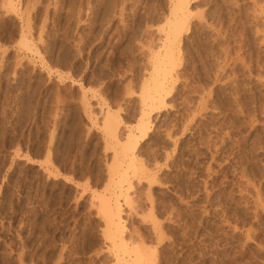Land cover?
I'll list each match as a JSON object with an SVG mask.
<instances>
[{
  "label": "rangeland",
  "instance_id": "rangeland-1",
  "mask_svg": "<svg viewBox=\"0 0 264 264\" xmlns=\"http://www.w3.org/2000/svg\"><path fill=\"white\" fill-rule=\"evenodd\" d=\"M186 1L178 72L155 107L141 90L173 0H15L16 13L0 10V264H17L19 240L35 264H53L75 234L61 264H117L89 203L108 197L119 147L102 130L107 108L123 131L148 122L138 158L152 184L141 179L145 217L131 223L160 264H264V1Z\"/></svg>",
  "mask_w": 264,
  "mask_h": 264
},
{
  "label": "bare ground",
  "instance_id": "bare-ground-1",
  "mask_svg": "<svg viewBox=\"0 0 264 264\" xmlns=\"http://www.w3.org/2000/svg\"><path fill=\"white\" fill-rule=\"evenodd\" d=\"M37 1V0H36ZM50 1V0H49ZM172 1V0H171ZM264 1V0H262ZM15 0H0V10L2 11L3 15L9 12L16 13L17 9L15 6ZM45 2V1H44ZM173 6H171L172 10V18L170 16V19L168 20V27L167 29H164L165 33L163 37H160V42L158 46H155L158 48V50L161 47V51L158 52V55L152 53L151 61L153 62V66L151 69V73L149 74V78L151 79V83H145L146 86H143L144 89L141 90L142 93V102L143 104L146 101H148V104L150 107H155L157 103L162 104L164 100V95L167 94V88L170 86L167 84L168 79L172 80L171 78L175 77L176 73H173L172 70L175 68V61H177L178 58L176 56L175 58V46L176 41L178 39V35L181 32V29L184 27L187 16H189L190 8L187 4L186 0H173ZM33 3H36L35 1ZM39 3V2H38ZM50 3V2H49ZM48 3V4H49ZM259 3V2H258ZM257 3V4H258ZM56 1H54L53 5L55 6ZM50 5V4H49ZM57 5V4H56ZM34 7V4L32 5ZM44 7H41V9L45 8L46 14L47 8L50 6L43 5ZM262 6V5H260ZM26 7V6H24ZM36 7V6H35ZM39 7V6H38ZM57 7V6H55ZM55 7L54 11H55ZM58 8V7H57ZM33 9V8H32ZM37 9V7H36ZM40 9V8H39ZM261 10V9H260ZM20 11V10H19ZM45 11L44 15L45 16ZM40 13V12H39ZM53 13V11H52ZM120 13V12H119ZM19 14V13H18ZM16 15V14H15ZM1 16V15H0ZM47 16V15H46ZM45 16V18H46ZM54 16V15H53ZM56 17V16H55ZM53 18V17H52ZM261 18V17H260ZM202 19V18H201ZM44 20V19H43ZM45 22V21H44ZM48 22V20H47ZM41 23V22H40ZM28 24V22H27ZM201 24V23H200ZM167 25V24H166ZM45 26V25H43ZM26 27V26H25ZM42 28V27H41ZM163 28V27H162ZM264 28V27H262ZM32 30V29H30ZM161 30V29H160ZM163 30V29H162ZM27 33H29L27 31ZM150 33V32H149ZM259 33V32H258ZM24 30H21L20 39L18 42L21 41L22 45L28 49L29 46L26 42ZM31 35V34H30ZM41 36V35H40ZM27 37V36H26ZM45 37V36H44ZM41 39V38H40ZM43 39V38H42ZM214 41V40H213ZM30 42V41H29ZM45 42V40H44ZM261 42V41H260ZM259 42V43H260ZM33 44V43H32ZM153 46V45H152ZM33 47V46H32ZM154 47V46H153ZM152 47V48H153ZM178 47V45L176 46ZM23 48V47H22ZM151 48V49H152ZM30 49V48H29ZM179 49V48H178ZM210 49V48H209ZM236 49V48H235ZM48 50V49H47ZM37 52V51H36ZM154 52V51H153ZM179 50H177L176 53H178ZM210 52V51H209ZM236 53V52H235ZM37 54V53H36ZM148 54V53H147ZM154 54V55H153ZM205 54V53H204ZM183 55V54H182ZM77 57V55H76ZM149 57V56H148ZM18 58V57H17ZM242 58V57H241ZM258 59V58H257ZM241 62V61H240ZM243 62V61H242ZM205 63V62H204ZM236 63V62H235ZM33 64V63H32ZM248 64V63H247ZM152 65V64H151ZM178 65V64H177ZM176 65V66H177ZM225 65V64H224ZM24 66V65H23ZM33 66V65H32ZM257 66V65H255ZM258 67V66H257ZM178 68V67H177ZM13 70V69H12ZM150 71V70H149ZM174 71V70H173ZM12 72V71H10ZM227 74V73H226ZM60 75V74H59ZM14 76V74H13ZM173 76V77H172ZM177 76V75H176ZM256 76V75H255ZM171 77V78H170ZM246 77V76H245ZM255 78V77H254ZM185 79V78H184ZM255 80V79H254ZM175 81V79H174ZM225 81V80H224ZM222 82V81H221ZM172 83V82H171ZM175 83V82H174ZM234 83V82H233ZM167 84V85H166ZM24 85V84H23ZM144 85V84H143ZM172 86V85H171ZM36 87V86H35ZM189 87V86H188ZM246 87V86H245ZM142 89V88H140ZM203 90V89H202ZM139 91V90H138ZM209 92V90H208ZM209 94V93H208ZM141 95V94H140ZM168 95V94H167ZM81 96V95H80ZM231 96V95H229ZM56 97V96H55ZM54 98V97H53ZM38 100V99H37ZM82 101V100H81ZM141 102V103H142ZM170 103V102H169ZM85 104V103H84ZM102 105V104H101ZM17 106V105H16ZM81 106V105H80ZM84 106V105H83ZM104 106V105H103ZM165 106V105H164ZM239 106V105H238ZM4 107V106H3ZM53 107V106H52ZM108 107V106H107ZM144 107V106H143ZM148 109H151V108ZM230 107V106H229ZM228 107V108H229ZM217 108V107H216ZM237 108V107H236ZM47 109V108H46ZM142 109V108H141ZM162 109V108H161ZM218 110V109H217ZM51 111V110H50ZM85 111V110H84ZM117 111V110H116ZM142 112V110H141ZM148 112V111H147ZM49 114V113H48ZM149 114V113H148ZM241 114V113H240ZM54 115V114H53ZM104 116L102 117V130L105 133V137L111 139L113 142H115V146L118 145L117 149L114 150L113 153V161L110 162V164L107 166V176H106V184L103 187L104 190L108 194V197L104 199L100 198L99 202L94 201V199L90 198L91 205L94 207V215L98 217L102 221V230L101 233L103 235V238L107 240L106 243L107 249L115 263L117 264H160L158 260V256L155 254L156 252L149 247L147 248L145 246V241L143 240L142 236L139 234V228L137 225H133L131 223V216L136 215L139 217V214L142 213L139 211V184L141 182L142 178L147 179L146 183V190H150L151 187V178L150 176H147V170L144 169L142 162L138 158L139 156V137L144 136L147 132V121L144 117H141L138 121L137 127L135 128L136 132H134L131 128H128L126 131L122 130L120 127V118H118V114L115 112H112L109 110V108L105 109ZM217 116V115H216ZM58 117V116H57ZM253 119L255 117H252ZM149 119V118H148ZM55 120V119H54ZM13 125V124H12ZM257 128V127H256ZM226 131V130H225ZM241 132V131H240ZM140 133V136H139ZM242 133V132H241ZM227 135V134H226ZM145 137V136H144ZM174 137V136H173ZM210 138V137H209ZM110 140V141H111ZM239 140V139H238ZM43 141V140H42ZM44 142V141H43ZM233 143V142H232ZM206 144V143H205ZM252 144V143H251ZM45 145V143H44ZM107 145V144H106ZM235 145V144H234ZM12 146V145H11ZM17 147V146H16ZM108 147V146H105ZM111 147V146H110ZM2 148V147H1ZM109 148V147H108ZM106 150H109V149ZM114 148V147H113ZM112 149V147H111ZM105 150V151H106ZM45 151V150H44ZM192 151V150H191ZM155 152V151H154ZM45 154V153H44ZM246 156V155H245ZM9 157V156H8ZM143 159V158H142ZM253 159V158H252ZM165 160V159H164ZM107 163V162H106ZM146 163V162H145ZM153 163V162H152ZM155 163V162H154ZM153 163V165H154ZM236 166V165H235ZM150 167V166H149ZM151 168V167H150ZM233 168V167H232ZM150 172V171H149ZM105 173V172H104ZM149 175V174H148ZM191 175V174H190ZM237 175V174H236ZM224 177V176H223ZM235 178V177H234ZM158 179V178H157ZM103 180V179H102ZM243 180V179H242ZM98 181V180H97ZM239 181V180H238ZM245 182V181H244ZM247 182V181H246ZM245 182V184H246ZM252 184V183H251ZM254 186V185H252ZM143 188V190H145ZM255 189V188H254ZM147 190V191H148ZM257 190V189H256ZM142 191V190H141ZM255 191V190H254ZM253 191V192H254ZM149 192V191H148ZM148 192L146 193L148 196ZM143 194V193H142ZM141 194V195H142ZM252 194V193H251ZM255 195V194H254ZM100 196V197H101ZM150 196V194H149ZM258 198V197H257ZM143 199V198H142ZM150 198H148V201ZM147 201V200H146ZM151 201V200H150ZM141 202V201H140ZM163 204V203H162ZM90 205V206H91ZM150 211L152 212L151 208H153L152 203L150 202ZM45 206V205H44ZM89 206V207H90ZM125 207V209H124ZM154 209V208H153ZM35 210V209H34ZM142 211V208H141ZM37 212V211H36ZM44 212V211H43ZM165 212V211H164ZM125 215L123 216V214ZM153 213V212H152ZM143 214V213H142ZM142 214H140L142 217ZM155 214V213H154ZM152 214V216L154 215ZM149 215V218L152 217ZM140 217V218H142ZM133 218V217H132ZM155 218V217H154ZM155 220V219H154ZM134 221V220H133ZM144 221V220H143ZM153 221V220H151ZM153 228L154 233L157 237V240H160V237H162L163 234H161L163 231H161L160 226L157 228L156 220L153 221ZM135 224V223H134ZM158 225H160L158 223ZM101 229V228H100ZM46 233V232H45ZM18 234V233H17ZM73 235V234H72ZM76 235V234H75ZM71 236V237H75ZM20 237V235H18ZM35 237V236H34ZM69 237V242L66 241L65 243L67 245L62 244V248L65 247L66 252L62 255L58 256V259L64 256L66 257V254H70L71 251L74 252L76 250V242H74V239ZM78 238V237H77ZM21 239V238H20ZM66 239V238H65ZM71 239V240H70ZM162 239V238H161ZM33 240V239H32ZM9 241V240H8ZM11 241V239H10ZM13 241V240H12ZM17 241V240H15ZM62 241V240H61ZM18 246L14 247L13 244L10 247L12 252L14 251V256H16V262L17 264H35L33 259H29L28 256V249H27V242L25 240H19ZM17 242V243H18ZM9 244V243H8ZM16 244V243H15ZM37 245V243H36ZM64 245V246H63ZM148 245V244H147ZM30 246V245H29ZM160 247V246H159ZM46 249V248H45ZM60 250V249H59ZM76 252V251H75ZM165 252V251H164ZM60 253V254H61ZM34 254V253H33ZM9 255V254H8ZM43 256V253L42 255ZM70 256V255H69ZM68 256V259H70ZM47 257V256H46ZM72 257V256H71ZM96 257V256H95ZM13 258V257H12ZM44 259L45 256L43 257ZM42 258V259H43ZM60 258V259H61ZM73 258V257H72ZM168 258V257H167ZM43 259V260H44ZM58 259H54L53 264H61ZM59 259V260H60ZM63 259V258H62ZM61 259V262H62ZM66 258H64L66 262ZM67 259V263L68 260ZM111 259V258H110ZM15 260V259H14ZM39 260V259H38ZM50 260V259H49ZM71 260V259H70ZM93 260V259H92ZM46 261V260H45ZM74 261V260H73ZM15 262V263H16ZM48 262V261H47ZM51 262V261H50ZM49 262V263H50ZM171 262V261H170ZM64 264V263H63ZM163 264V263H162Z\"/></svg>",
  "mask_w": 264,
  "mask_h": 264
}]
</instances>
